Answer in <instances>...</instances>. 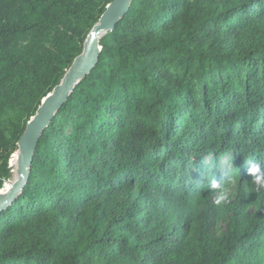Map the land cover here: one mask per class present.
I'll use <instances>...</instances> for the list:
<instances>
[{"label": "trees", "instance_id": "16d2710c", "mask_svg": "<svg viewBox=\"0 0 264 264\" xmlns=\"http://www.w3.org/2000/svg\"><path fill=\"white\" fill-rule=\"evenodd\" d=\"M111 1L0 0V189ZM98 44L0 207V264H264V0H132Z\"/></svg>", "mask_w": 264, "mask_h": 264}, {"label": "water", "instance_id": "95a60500", "mask_svg": "<svg viewBox=\"0 0 264 264\" xmlns=\"http://www.w3.org/2000/svg\"><path fill=\"white\" fill-rule=\"evenodd\" d=\"M131 1L112 0L106 6L105 11L88 33L82 52L74 58L60 83L41 100L40 106L35 114L27 122L17 142L19 174L5 192L2 193V188L0 189V207L10 202L26 182L29 174L28 168L40 134L47 126L49 120L54 116L59 106L66 100L74 86L96 63L100 50L98 44L99 37L107 30L113 28L115 23L124 15Z\"/></svg>", "mask_w": 264, "mask_h": 264}, {"label": "clouds", "instance_id": "9594fccd", "mask_svg": "<svg viewBox=\"0 0 264 264\" xmlns=\"http://www.w3.org/2000/svg\"><path fill=\"white\" fill-rule=\"evenodd\" d=\"M248 173L253 177L254 183L257 186V190L264 189V171L261 170L259 163H252L247 168ZM235 183V181H233ZM211 187L217 190V199L216 203L219 205L224 203L228 199L227 189L224 188L220 183L213 180L211 182Z\"/></svg>", "mask_w": 264, "mask_h": 264}, {"label": "rangeland", "instance_id": "374dc122", "mask_svg": "<svg viewBox=\"0 0 264 264\" xmlns=\"http://www.w3.org/2000/svg\"><path fill=\"white\" fill-rule=\"evenodd\" d=\"M10 162V161H9ZM10 165V164H9ZM11 167V166H10ZM11 172H12V176H13V178H14V173H13V169H12V167H11ZM15 172V171H14ZM17 173V172H16ZM17 176H18V174L16 175V178H17ZM12 178V177H11ZM15 178V179H16ZM15 179L12 181V183L15 181ZM11 183V184H12ZM10 184V185H11ZM3 192H5V191H3V187H2V193ZM212 200H215V197H213L212 198ZM255 210V206H253V205H250V206H248L247 207V212L248 213H253V211ZM228 216H229V212H227V213H225L224 215H222V217H221V219L217 222V224H216V228H215V234L216 235H218L219 233H221L223 230H224V228H225V225H226V222H227V218H228Z\"/></svg>", "mask_w": 264, "mask_h": 264}, {"label": "bare ground", "instance_id": "6f19581e", "mask_svg": "<svg viewBox=\"0 0 264 264\" xmlns=\"http://www.w3.org/2000/svg\"><path fill=\"white\" fill-rule=\"evenodd\" d=\"M16 153H17V155H16V157H15L16 169H15V172H14V178H13V180L16 178V175L19 174V172H18L19 153H18V152H16ZM16 172H17V173H16ZM17 177H18V176H17ZM11 183H12V182H8L7 185H6V187H3V191H6V190L9 188V186H10Z\"/></svg>", "mask_w": 264, "mask_h": 264}]
</instances>
